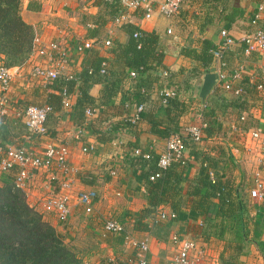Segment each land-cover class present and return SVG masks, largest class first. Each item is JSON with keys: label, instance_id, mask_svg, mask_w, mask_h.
<instances>
[{"label": "crops", "instance_id": "1", "mask_svg": "<svg viewBox=\"0 0 264 264\" xmlns=\"http://www.w3.org/2000/svg\"><path fill=\"white\" fill-rule=\"evenodd\" d=\"M151 1L155 5L160 0ZM232 1L184 0L183 12L190 16L187 22H178L158 13L141 19V11L135 10L127 11V17L119 23L114 22L113 16L123 9L104 0L20 1L21 18L36 31L35 50L46 47L50 41L66 48L65 60L58 66L62 75L70 73L74 77L69 96L71 106L62 108L56 87L58 83L41 86L39 81L26 77L33 65H55L59 61L56 54L39 56L36 52L31 53L22 64L11 67L12 77L5 94L8 97L4 105L6 114L3 116L9 136L6 141L0 140V145L40 148L47 142L67 144L68 171L62 176L70 182V214L67 221L59 222L53 213L44 212L41 208L49 188L58 185L56 180H49V171L32 170L21 189L26 202L41 213L65 243L77 236L82 244L89 247L88 254L81 258V264H109L110 260L134 264L139 256L147 264H173L177 247L170 239L173 234L191 237L208 258L220 264H264L257 245V242L264 243V197L251 198L248 195L255 172L264 180V161H259L258 146L247 132H228V126L234 120L218 115V128L209 135L203 132L198 144L186 147L188 160L185 166H181L184 178L172 189L168 185L159 187L154 194L155 204L148 201V184L139 174V156L132 153L133 148L148 152L151 162H155L164 149L165 137L149 131V120H156L159 127L183 134L187 125L202 122L205 101L212 99L211 93L216 90L226 100L238 99L244 103L246 109L242 111L246 115V128L264 121V91L258 92L250 87L253 79L259 77L256 55L242 56L239 45L227 49L223 56L229 70L240 61L243 63L240 80L234 82L243 87V94L235 96L231 91H219L213 87L201 104L197 90L205 71L181 54V48L197 46L200 38L210 40L212 45L218 42L219 19ZM236 1L243 12L226 28L232 37L239 38L245 34L251 28L253 14L257 12V23L264 26V0ZM259 5L263 6L262 10H258ZM126 24L154 32L157 35L155 51L160 54L159 63L148 59L147 64L152 69L140 75H146V94L141 100L144 107L136 123H132L130 118L137 101L134 82L139 73L135 78L128 77V73L121 77L109 105L103 102L105 83L103 76L97 73V79L89 82L86 88L92 103L76 104L81 72L91 66L96 57H104L101 63H105L112 76L121 72L124 63L122 52L128 37ZM106 39H110L108 46L102 44ZM86 40L95 41L91 47L77 51L76 46ZM175 46L179 47L178 54L173 50ZM161 69L168 70V77L159 75ZM168 87L176 89V103L168 106L167 110L160 104L158 93ZM43 103L51 106L44 121L46 135L28 136L17 112L21 113L26 105ZM86 110L90 111L89 114ZM81 148L87 151L83 152ZM111 170L113 174L109 173ZM201 170L208 180L220 186V194L224 196V213L236 214L239 223L217 213L216 197L207 199L209 216L197 212V203L206 191L204 187H197L196 183ZM12 175V171L0 173V183L12 181ZM87 190L96 194L90 214L83 213L76 201L77 193ZM155 208L173 212L175 218L158 219ZM99 217L119 221L123 231H104L101 222L98 224L96 220ZM138 218L148 224L154 221L167 223V234L158 238L136 229L133 224ZM137 240H145V252L141 253L133 247L132 242Z\"/></svg>", "mask_w": 264, "mask_h": 264}, {"label": "built area", "instance_id": "2", "mask_svg": "<svg viewBox=\"0 0 264 264\" xmlns=\"http://www.w3.org/2000/svg\"><path fill=\"white\" fill-rule=\"evenodd\" d=\"M108 3H116V5L122 8V11H118L114 14V22L119 23L125 20L127 17V11H141V19H148L153 14L158 13L163 17L177 19L178 22H187L190 16L183 12L184 0H160L157 4L153 5L151 0H104ZM263 6L259 5L258 10H262ZM126 11V13H124ZM253 14L250 24L251 28L239 38L232 37L227 29L220 28L218 31L219 40L213 45L211 49L212 63L210 67H214L217 73V82L214 85L219 91H231L235 96H241L243 94V87L239 83H235L240 80L241 71L243 69V63L240 61L236 67L228 69L226 61L224 59V53L231 46L239 45L241 48V55L248 57L251 54L256 55L259 65V77L253 79L250 85L255 91H264V26H260L257 23L258 14ZM87 26H91L87 24ZM167 33H170V29H167ZM133 37L137 36V32L132 33ZM36 37L34 38V42ZM95 40H86L76 46L77 51H82L85 48L91 47ZM104 46L110 45V39L102 41ZM97 45V44H96ZM99 46V45H97ZM137 47L139 44L136 45ZM37 55H49L55 53L59 61L53 66L33 65L27 72L26 77L28 79L37 80L41 86L53 85L56 86L60 95V104L62 108H70V92L67 91L66 86L61 82L67 80H73L74 77L67 73L61 74L59 64L63 63L66 57V48L59 46L55 41H50L46 47L34 49ZM105 63H101L98 69L99 75L106 74ZM88 72H91L89 69ZM168 70L161 69L159 75L161 77H168ZM136 76L135 70L128 72V77L134 78ZM12 77L11 67H7L0 62V117L5 116L6 111L4 108L5 102L8 100L6 92L9 88V82ZM59 86V88H58ZM159 102L165 106L167 99L176 97V89L174 88H162L159 93ZM127 107L128 103H124ZM143 102L133 105L132 116L130 121L136 123L140 118V113L143 110ZM51 106L49 104H29L24 106L21 113L17 112V116H21L24 127L30 135H46V128L44 121L46 116L50 113ZM89 114V110L85 111ZM246 123V115L244 111H241L239 116L230 122L228 126L229 133H243L247 132L248 136L259 149V161H264V121L261 124H257L252 127L244 128L242 123ZM203 122L199 124L187 125L183 134L171 133L165 137L164 149L157 155L155 166L158 168L157 172L148 175V180L153 181L160 174V171L165 170L172 163H177L180 166H185L188 160V154L186 153V147L192 148L198 144L203 138ZM81 151H87L86 148H81ZM134 155L139 156L142 160L150 159L148 152H141L137 148L132 149ZM69 156V148L67 144L63 142L51 143L47 142L40 148H26L22 145H0V173L13 172L12 182L18 187L22 188L25 180L30 176L32 170L41 169L49 171V180H56L58 185L56 188H49V194L42 200L41 208L44 212H51L54 214L59 222L67 221L69 217V192L68 188L70 182L67 178L62 179V176L67 174V159ZM113 174L111 170L109 172ZM220 194V191L216 193ZM248 195L251 198L264 197V180L259 177L258 172L254 173L253 184L248 190ZM96 194L93 190L81 191L77 193L76 201L80 205L81 210L85 214H90L93 210ZM155 215L158 219H170L175 218L173 212H164L161 209L155 208ZM101 228L107 232L120 233L123 231L122 224L111 218L105 217L101 220ZM171 241L176 243V251L172 258L173 264H220L216 260L208 258L205 251L197 246L194 240L189 236L178 237L173 234ZM132 245L139 252L143 253L147 249L145 240L133 241ZM109 264H128L110 260ZM134 264H147L146 260L139 256Z\"/></svg>", "mask_w": 264, "mask_h": 264}, {"label": "trees", "instance_id": "3", "mask_svg": "<svg viewBox=\"0 0 264 264\" xmlns=\"http://www.w3.org/2000/svg\"><path fill=\"white\" fill-rule=\"evenodd\" d=\"M20 1L0 0V61L7 67L22 64L35 49L36 31L32 25L21 18L19 14ZM242 12L237 1L233 0L219 19L221 28H228L230 23ZM124 27L128 37L122 52L124 63L121 72L116 76H112L110 71L102 75V81L105 83L102 97L106 105L111 104L110 100L114 89L118 87L121 77H124L129 70H135L136 75L139 73V77L134 82L137 99L135 104L142 102L141 100L146 94V75L143 76L144 78L140 75L147 72L148 69H152V66L147 64L148 59H154L156 63L160 61V54L155 51L157 35L154 32L141 30L131 24H126ZM133 32H137L136 37L132 36ZM137 44H139L138 47ZM212 48L213 45L210 40L200 38L197 46H185L180 50L181 54L192 60L197 68L206 71L212 63ZM102 61H104V57H96L92 65L88 67L91 72H88V68L82 70L78 83L77 105L92 103L86 88L89 82L97 79L96 74ZM63 83L67 91L71 92L73 80H67ZM250 87L254 89L252 85ZM211 96L213 98L205 101L204 109L201 112L202 122L205 124L202 130L206 135L218 128V115H223L227 120H235L240 111L246 109L241 100H226L217 90L212 92ZM175 103V98L167 99L166 109L168 110V106L175 105ZM149 125V131L160 137H167L173 133L168 128L159 127L156 120H149ZM8 136L7 124L4 118L0 117V140L6 141ZM151 160L137 158L139 174L148 184V201L155 204L157 201L154 194L159 187L168 185L169 189L174 188L178 181L184 178V174L183 167L177 163H172L165 170H162L153 182L149 181L148 175L158 170L154 160L152 162ZM205 175L201 170L196 181L197 187L206 189L202 199L197 203V212L205 217L209 216V200L207 199L216 197L218 201L216 204L217 213L228 217L227 219L236 224L239 223V217L236 214L224 213L222 208L224 196L216 194L219 192L220 186L217 182L212 183ZM133 226L158 238L167 234V231L165 232L167 223L154 221L148 224L138 218L134 221ZM257 245L264 259V243L257 242ZM0 264H81V259L75 251L57 235L54 227L43 219L41 213L26 202L22 189L16 187L12 181L0 183Z\"/></svg>", "mask_w": 264, "mask_h": 264}, {"label": "water", "instance_id": "4", "mask_svg": "<svg viewBox=\"0 0 264 264\" xmlns=\"http://www.w3.org/2000/svg\"><path fill=\"white\" fill-rule=\"evenodd\" d=\"M174 51L176 54L179 53V47L175 46ZM217 82V73L214 67H209L207 71H205L201 77V82L199 88L197 90V97L200 100V103H204V99L206 95L213 89L214 85Z\"/></svg>", "mask_w": 264, "mask_h": 264}, {"label": "rangeland", "instance_id": "5", "mask_svg": "<svg viewBox=\"0 0 264 264\" xmlns=\"http://www.w3.org/2000/svg\"><path fill=\"white\" fill-rule=\"evenodd\" d=\"M240 125H242V127L246 128L247 122L246 123L243 122ZM81 217H83V216H81ZM96 220L98 221V224H99L101 222L102 218L99 217V218H96ZM98 235H100V234H98ZM67 237H69V236L67 235ZM66 244L75 251V253L78 255V257L80 259L82 257H85L88 254L87 249L89 247H87L85 244H82L81 240H79V238L77 236H73V239L66 241ZM81 262H82V259H81Z\"/></svg>", "mask_w": 264, "mask_h": 264}]
</instances>
